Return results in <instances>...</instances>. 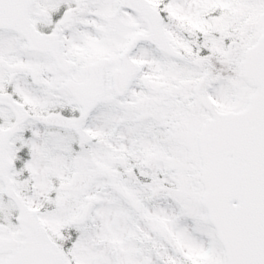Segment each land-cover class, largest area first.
Instances as JSON below:
<instances>
[{
  "label": "snow or ice",
  "instance_id": "1",
  "mask_svg": "<svg viewBox=\"0 0 264 264\" xmlns=\"http://www.w3.org/2000/svg\"><path fill=\"white\" fill-rule=\"evenodd\" d=\"M0 264H264V0H0Z\"/></svg>",
  "mask_w": 264,
  "mask_h": 264
}]
</instances>
